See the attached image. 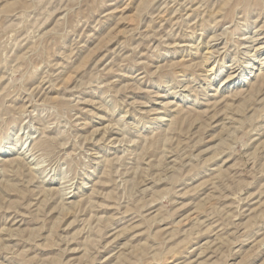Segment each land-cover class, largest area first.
I'll return each mask as SVG.
<instances>
[{
	"label": "rangeland",
	"instance_id": "obj_1",
	"mask_svg": "<svg viewBox=\"0 0 264 264\" xmlns=\"http://www.w3.org/2000/svg\"><path fill=\"white\" fill-rule=\"evenodd\" d=\"M0 264H264V0H0Z\"/></svg>",
	"mask_w": 264,
	"mask_h": 264
}]
</instances>
